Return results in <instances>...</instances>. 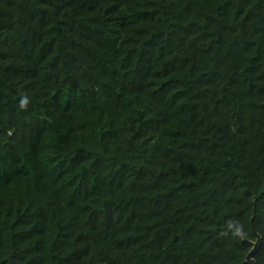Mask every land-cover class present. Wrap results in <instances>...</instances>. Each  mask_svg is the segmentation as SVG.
Masks as SVG:
<instances>
[{"label": "trees", "instance_id": "obj_1", "mask_svg": "<svg viewBox=\"0 0 264 264\" xmlns=\"http://www.w3.org/2000/svg\"><path fill=\"white\" fill-rule=\"evenodd\" d=\"M264 264V0H0V264Z\"/></svg>", "mask_w": 264, "mask_h": 264}, {"label": "water", "instance_id": "obj_2", "mask_svg": "<svg viewBox=\"0 0 264 264\" xmlns=\"http://www.w3.org/2000/svg\"><path fill=\"white\" fill-rule=\"evenodd\" d=\"M260 242H261V238L258 234H256V240L251 242L252 247L248 251V253L246 254V258H245L246 264H257L256 261L253 259V254H254L255 250L259 247Z\"/></svg>", "mask_w": 264, "mask_h": 264}]
</instances>
